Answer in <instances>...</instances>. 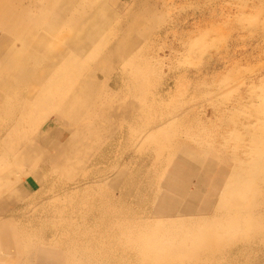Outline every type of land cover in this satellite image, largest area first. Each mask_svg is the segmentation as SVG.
Listing matches in <instances>:
<instances>
[{"label": "rangeland", "instance_id": "374dc122", "mask_svg": "<svg viewBox=\"0 0 264 264\" xmlns=\"http://www.w3.org/2000/svg\"><path fill=\"white\" fill-rule=\"evenodd\" d=\"M89 1L88 93L3 95L0 264H264V0Z\"/></svg>", "mask_w": 264, "mask_h": 264}, {"label": "bare ground", "instance_id": "6f19581e", "mask_svg": "<svg viewBox=\"0 0 264 264\" xmlns=\"http://www.w3.org/2000/svg\"><path fill=\"white\" fill-rule=\"evenodd\" d=\"M24 1L0 0V30L9 34L14 42L2 56L0 63V106L12 103L7 92H10L9 88L14 87L18 80V84H23L25 81H21L26 79V83L31 85L42 81L45 87L50 88L45 93L48 95L59 94L56 92L63 90L65 94L70 91L74 93L72 89L66 88L74 82L77 61L85 56L93 41L102 40L100 33L109 24L110 15H113L108 7L101 6L97 9L98 2L94 4L89 0H79L74 5H68V0H46L43 5H40L41 2H31L27 6ZM38 5L40 8L34 9ZM92 7L95 8L94 11H86ZM44 57L50 58L45 67ZM39 65L41 68L37 69ZM35 71L41 72L40 75L36 80H28L34 77ZM4 77L11 78V81H2ZM77 83L81 87L84 85L83 82ZM89 90L92 95L95 88L92 86ZM83 92L82 89L76 93L78 95ZM5 93L7 94L3 97ZM79 98V102H82L84 97ZM0 118L4 122H10L13 114L6 113L3 108ZM5 144L7 142H3ZM27 148L34 150L37 144H29ZM0 165H3V161ZM2 178L1 174L0 185Z\"/></svg>", "mask_w": 264, "mask_h": 264}, {"label": "crops", "instance_id": "0c3cea01", "mask_svg": "<svg viewBox=\"0 0 264 264\" xmlns=\"http://www.w3.org/2000/svg\"><path fill=\"white\" fill-rule=\"evenodd\" d=\"M97 43V40H95V41H93V43L92 44H90V46L88 47V49L89 48H92L93 47V45L94 44H96ZM100 45V42L98 43V46ZM87 49V50H88ZM87 52V51H86ZM49 57H51V54H50V56ZM45 58V57H44ZM43 58V59H44ZM81 58V57H80ZM80 58H79V60L77 61V64H78V67H77V69H76V71H75V76H74V78H73V80H74V82H73V84L72 85H69L70 87H71V89H72V91L74 92V93H76V92H78L79 90H82L83 89V91L84 92H87V87L85 86V85H83V87H81V85L80 86H78V79H75V78H77L78 77V72H81V69L83 70L84 69V66H82L81 65V63H80ZM49 59L50 58H45V60H44V67H45V65H47V63L49 62ZM97 62H95V64H96ZM91 64V63H90ZM94 64V65H95ZM88 66V65H87ZM82 81H83V83H85V81L83 80V79H81ZM78 88H80L79 90H78ZM50 90V88L48 89V87H45L44 86V93H46V92H48ZM64 91V90H63ZM63 91L62 92H56V93H63ZM95 91H96V89H95ZM44 108H46V107H44ZM28 109H31V110H35V109H39L38 107H33V105L32 106H30V107H28ZM31 114H33V113H31ZM202 179H197V181H201ZM197 183H200V182H197ZM170 197L171 198H169L170 199V202H172V201H174V195H170ZM168 200V199H167ZM159 205H160V201L157 203V207H156V212L158 213V207H159ZM178 206V205H177ZM177 211V210H176ZM160 214V213H159ZM174 214V210L171 212V213H169V214H167V215H173ZM160 215H162V214H160ZM166 215V214H165Z\"/></svg>", "mask_w": 264, "mask_h": 264}]
</instances>
